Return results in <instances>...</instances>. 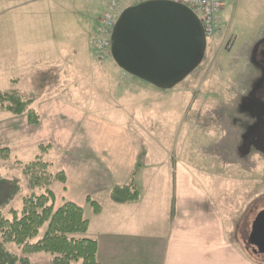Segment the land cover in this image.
<instances>
[{
  "label": "rangeland",
  "instance_id": "rangeland-1",
  "mask_svg": "<svg viewBox=\"0 0 264 264\" xmlns=\"http://www.w3.org/2000/svg\"><path fill=\"white\" fill-rule=\"evenodd\" d=\"M105 2L42 0L41 3L16 8L19 0H0V90L15 88L35 97L33 106L41 119L39 103L52 98L57 99L63 109L72 106L88 117L91 115V118L79 116L74 119L60 109L65 115L60 121L63 122L62 134H56L54 139L62 141L63 146L41 141L22 145L15 140L21 146L10 148L2 146L13 140L7 135L17 134L14 135L17 136L15 139H20V131L27 129V126L40 125L42 120L33 125L26 114L0 113V149L11 151L8 160L0 159L2 215L12 219L14 210L20 212L24 197L32 193L29 179L23 172L24 164L42 155L44 161L51 163L49 170L53 174L64 171L62 166L69 164L73 173H84L85 161L95 164V161L103 158L102 150H83L82 145L88 142V135L91 136L92 145L119 146L118 136L108 134L111 133L108 129L102 135L95 133L100 130L98 125L110 123L123 127L129 134L137 166H153L150 177L157 178L156 186L160 187L157 191H166V169L171 167L174 172V163L179 162L197 164L216 174L235 176V181L245 174L246 180L239 181L250 184L251 202L244 205L247 212L243 225L249 219L253 221L256 214L264 209V154L248 147L245 135L249 118L244 124L242 119L245 118L244 98L258 76L253 58L255 44L264 38V0H227L220 13V30L207 39L202 62L185 79L168 88H160L126 73L110 55L102 59L99 57L94 42L98 38L97 28ZM132 2L126 0L121 13ZM30 39L44 42L45 48L35 54H18L23 48L21 41L26 43L28 41L25 40ZM5 44L8 50H5ZM34 61L38 64L33 65ZM13 78H17V81L13 82ZM9 117L21 119L8 127L6 121ZM88 121L91 123V134L87 128ZM10 127L18 131L12 132ZM54 134L51 131L49 136ZM100 136H103L102 140ZM41 144L50 145L47 153L41 152ZM73 149L78 150L74 152L76 156L71 158L69 152ZM216 160L221 163L235 162L236 167H209ZM247 172L250 180H247ZM74 186L78 187V183ZM42 191L36 190L37 193ZM154 191L147 194L150 196ZM56 195L61 203L64 196L58 188ZM93 197L101 205L109 201L106 193ZM92 211V206L87 203L86 218L93 217ZM96 227L94 224L93 230ZM46 229L45 224L33 241L42 237ZM7 247L22 255L18 245L10 243ZM252 254L254 262L264 264V254L253 251ZM46 255L50 256L45 252L30 256ZM30 264L49 263L32 261Z\"/></svg>",
  "mask_w": 264,
  "mask_h": 264
},
{
  "label": "crops",
  "instance_id": "crops-1",
  "mask_svg": "<svg viewBox=\"0 0 264 264\" xmlns=\"http://www.w3.org/2000/svg\"><path fill=\"white\" fill-rule=\"evenodd\" d=\"M41 1L19 0L20 4H17L16 8ZM25 41L28 42L21 41L23 48L18 51V54L24 56L40 52L39 49L43 50L46 46L44 42L39 43L38 39ZM8 49V45L5 44V50ZM37 64L36 61L33 62V65ZM38 108L42 114L40 125L25 124L27 129L20 131L21 133L18 134L20 139H15L17 136L14 135L17 134H10L11 131L18 129L13 130L14 127H10L11 131L8 130L10 135L7 136L13 140L11 143L3 144V147L16 148L21 144H36L39 141L63 146L62 141L58 142L54 139L56 134H62L63 122L60 121L65 115L60 109L67 112L70 118L76 119L79 116L80 118L85 116L84 119L91 118V115L88 117L75 107L61 108L58 100L54 98L40 102ZM20 119L9 117L6 124L8 127L12 123L15 125ZM87 123L89 128L91 123L89 121ZM98 126L100 130L95 132L96 134L102 135L103 131L108 129L111 132L108 134L118 136L113 135L118 139L119 146L92 145L91 136L88 135V142L82 145L83 150L92 152L102 150L103 158L93 161L95 164L85 161L84 173L78 171L73 173L70 164L63 165L66 183L55 180L53 191L56 206L60 205L56 195L58 188V191L62 192V197L64 196L63 200L67 199L79 204L84 208V212L89 196L93 200H96L93 196L100 193L109 196V201L102 205L99 214L92 211L93 217H87L90 220V227L84 234L85 237L98 241L97 260L100 264H257L253 260L251 246H247L252 221L249 219L243 225L247 212L244 205L246 203L249 205L251 202L250 184H244V180L239 181L246 180L245 174L235 181L237 179L235 176L216 174L204 170L197 164L179 162L174 163V172L171 167L166 169V191H157V188H160L156 186L157 178L150 177L154 168L142 164L137 166L135 149L132 141H129L127 131L110 123ZM51 131L55 133L54 136H49ZM88 131L92 133L90 128ZM0 133H2L1 127ZM102 137L100 136L99 139L102 140ZM15 140L21 144L15 143ZM124 141L127 142L123 144ZM77 150H71L69 157H75L74 152ZM214 166L231 168L236 167V164L230 161L221 163L216 160L209 167L214 169ZM247 173L249 175L247 180H250V174ZM80 181L83 183L81 184ZM130 181L141 191L139 200L126 204L113 202L110 197L111 189ZM77 183L78 187H75ZM151 190L155 191L149 196L147 193ZM94 224L97 226L95 230H93ZM29 258L31 262L46 261L52 264V256L29 255Z\"/></svg>",
  "mask_w": 264,
  "mask_h": 264
},
{
  "label": "trees",
  "instance_id": "trees-1",
  "mask_svg": "<svg viewBox=\"0 0 264 264\" xmlns=\"http://www.w3.org/2000/svg\"><path fill=\"white\" fill-rule=\"evenodd\" d=\"M110 57L113 59L112 54ZM16 81L17 79H13V82ZM34 103V97L27 96L18 89L0 90V113L16 116L26 114L33 125L41 121ZM39 148L45 154L50 145L41 144ZM10 157L9 149H0V159L8 160ZM50 166L51 163L44 161L42 155L24 164L23 172L29 179L32 193L24 197L21 211L14 210L12 219L4 217L0 210V264H30L29 255L39 252L52 256V264H75L79 261L82 264H100L97 260L98 241L84 236L90 227L84 208L67 199L56 206L52 185L55 179L65 183L66 175L62 170L53 174L49 170ZM37 189L43 191L37 193ZM110 197L115 203L126 204L139 200L140 191L130 181L114 186ZM87 202L95 214L102 211V205L91 197L87 198ZM45 224L47 229L44 234L34 242L33 239ZM10 243L18 245L22 255L10 251L7 247ZM249 245L247 242V246Z\"/></svg>",
  "mask_w": 264,
  "mask_h": 264
},
{
  "label": "water",
  "instance_id": "water-1",
  "mask_svg": "<svg viewBox=\"0 0 264 264\" xmlns=\"http://www.w3.org/2000/svg\"><path fill=\"white\" fill-rule=\"evenodd\" d=\"M111 41L118 66L160 88L185 79L202 62L207 48L200 18L173 0H146L125 8ZM248 242L253 252L264 254V209L252 221Z\"/></svg>",
  "mask_w": 264,
  "mask_h": 264
},
{
  "label": "built area",
  "instance_id": "built-area-1",
  "mask_svg": "<svg viewBox=\"0 0 264 264\" xmlns=\"http://www.w3.org/2000/svg\"><path fill=\"white\" fill-rule=\"evenodd\" d=\"M126 0H107L99 27L97 28L98 38L94 42V48L102 59L111 54V36L113 28L120 16ZM145 0H133L132 3H140ZM191 8L200 18L207 38L215 36L221 27L220 13L227 0H174ZM105 58V59H106Z\"/></svg>",
  "mask_w": 264,
  "mask_h": 264
},
{
  "label": "flooded vegetation",
  "instance_id": "flooded-vegetation-1",
  "mask_svg": "<svg viewBox=\"0 0 264 264\" xmlns=\"http://www.w3.org/2000/svg\"><path fill=\"white\" fill-rule=\"evenodd\" d=\"M254 49L253 61L258 76L248 96L244 98L245 118L242 120L244 124L246 118H249V128L245 135L248 147L264 154V38L255 44Z\"/></svg>",
  "mask_w": 264,
  "mask_h": 264
}]
</instances>
